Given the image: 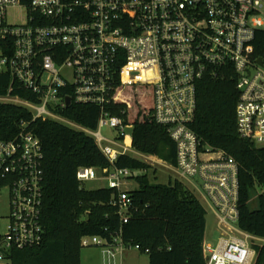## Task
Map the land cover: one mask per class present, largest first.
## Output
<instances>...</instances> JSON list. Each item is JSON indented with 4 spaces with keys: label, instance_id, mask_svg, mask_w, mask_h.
<instances>
[{
    "label": "built area",
    "instance_id": "1",
    "mask_svg": "<svg viewBox=\"0 0 264 264\" xmlns=\"http://www.w3.org/2000/svg\"><path fill=\"white\" fill-rule=\"evenodd\" d=\"M16 10L23 21L9 23V12ZM260 31L264 0H0V75L11 78L0 102L93 138L110 166L80 168L77 181L82 187L105 182L104 188L117 193L112 205L128 224L130 187L139 172L116 163L137 153L134 128L112 116L111 107L121 99V88L152 87V118L176 145L174 169L201 194L221 233L216 243L205 241V264H254L255 246H264V239L239 228V165L225 152L205 147L191 125L199 83L231 67L239 92L238 133L264 150V57L255 53ZM73 104L100 109L98 130L62 117ZM105 127L117 136L104 137ZM43 160L41 141L25 130L13 141H0V194L7 191L10 210L5 233L0 219V264H11L12 251L32 249L45 239ZM116 236L112 242L87 236L81 247L101 248L109 263L123 259L126 250L140 253L139 246L126 244L122 231Z\"/></svg>",
    "mask_w": 264,
    "mask_h": 264
},
{
    "label": "trees",
    "instance_id": "2",
    "mask_svg": "<svg viewBox=\"0 0 264 264\" xmlns=\"http://www.w3.org/2000/svg\"><path fill=\"white\" fill-rule=\"evenodd\" d=\"M255 53L264 57V31L257 33ZM223 72L199 83L196 117L191 126L205 147L221 150L238 163L239 228L264 239V150L240 137L236 125V75L231 67ZM10 85L11 78L0 75V97L7 95ZM120 92L121 99L111 107V115L133 125V149L175 167L176 145L167 128L152 118V87L126 86ZM12 94L31 98L24 92ZM61 115L96 131L101 111L96 106L73 104ZM22 130L38 137L44 151L41 219L45 239L32 249L12 251L8 255L11 264H81L83 238L101 237L112 242L120 231L126 244L139 246L140 253L149 256V264H205L208 215L180 180L155 185L148 177L151 166L132 156H121L116 163L120 169L142 173L133 179L138 189L129 193L133 207L129 223L124 224L112 205L115 191L87 190L77 181L80 168L102 170L110 166L93 138L53 120H34L23 107L0 103V141H13ZM253 193L258 195L256 209L250 207ZM255 249L254 264H264V246Z\"/></svg>",
    "mask_w": 264,
    "mask_h": 264
},
{
    "label": "rangeland",
    "instance_id": "3",
    "mask_svg": "<svg viewBox=\"0 0 264 264\" xmlns=\"http://www.w3.org/2000/svg\"><path fill=\"white\" fill-rule=\"evenodd\" d=\"M23 21L21 11H10L8 16V22L13 24H19ZM7 98V97H5ZM1 103V102H0ZM104 137L109 139H114L117 136V132L110 128H102V132ZM133 158L136 160H141L142 162L148 164L152 167L151 171L148 172L149 180L157 185V184H169L170 182L174 183L175 180H180L184 183V185L195 194V196L201 201L205 210L208 212L207 216V230H206V241L210 243H216L218 239L221 237V233H219L217 229L216 218L214 215H211L209 212V208L202 198L201 194L194 189L190 188V182L187 180H183L179 177L178 173L174 169L173 166L160 162L151 158L150 156H146L143 154H131ZM142 173H136L135 177H139ZM106 186V183L101 182H86L84 184V188L87 190H98L103 189ZM132 190L138 189V185L136 181H133L132 186L130 187ZM257 192H260V189H257ZM250 207L252 209H256L258 207V195L256 193L252 194V199L250 202ZM9 203H8V194L7 191H2L0 194V219L2 221L1 233L6 232V227L8 225V221L6 218L9 216ZM124 264H149V256L144 253H139L135 249L126 250L124 252ZM81 264H122L121 257H117L113 259L109 263L108 255L103 254V250L98 247H88L82 248L81 251Z\"/></svg>",
    "mask_w": 264,
    "mask_h": 264
},
{
    "label": "crops",
    "instance_id": "4",
    "mask_svg": "<svg viewBox=\"0 0 264 264\" xmlns=\"http://www.w3.org/2000/svg\"><path fill=\"white\" fill-rule=\"evenodd\" d=\"M153 159H155V158H153ZM155 160H158V159H155ZM158 161H160V160H158ZM160 162H162V161H160ZM182 182V181H181ZM183 183V182H182ZM184 184V183H183ZM190 188H191V186H190ZM192 189V188H191ZM195 191V190H194ZM195 192H197V191H195ZM205 201V200H204ZM201 202V201H200ZM202 206H204L203 204H202ZM207 212V211H206ZM210 212V211H209ZM211 214V213H210ZM207 215H208V212H207ZM211 215H213V214H211ZM125 255V254H124ZM123 260H124V256H123V259L121 260L122 261V264H124L123 263Z\"/></svg>",
    "mask_w": 264,
    "mask_h": 264
},
{
    "label": "bare ground",
    "instance_id": "5",
    "mask_svg": "<svg viewBox=\"0 0 264 264\" xmlns=\"http://www.w3.org/2000/svg\"><path fill=\"white\" fill-rule=\"evenodd\" d=\"M142 74H143V77H144L145 79H148L149 74H147L146 72H144V73H142Z\"/></svg>",
    "mask_w": 264,
    "mask_h": 264
},
{
    "label": "water",
    "instance_id": "6",
    "mask_svg": "<svg viewBox=\"0 0 264 264\" xmlns=\"http://www.w3.org/2000/svg\"><path fill=\"white\" fill-rule=\"evenodd\" d=\"M259 65L260 66L262 65V60L259 61ZM67 104H68V106L70 105V99L68 100Z\"/></svg>",
    "mask_w": 264,
    "mask_h": 264
}]
</instances>
